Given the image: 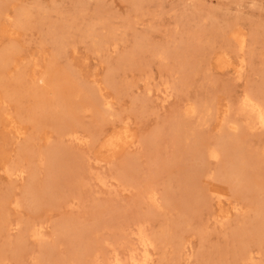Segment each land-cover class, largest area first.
Segmentation results:
<instances>
[{"label":"rangeland","instance_id":"1","mask_svg":"<svg viewBox=\"0 0 264 264\" xmlns=\"http://www.w3.org/2000/svg\"><path fill=\"white\" fill-rule=\"evenodd\" d=\"M1 3L0 264H131L141 227L151 264H264V129L241 112L264 106V0ZM125 123L136 142L110 158Z\"/></svg>","mask_w":264,"mask_h":264},{"label":"bare ground","instance_id":"2","mask_svg":"<svg viewBox=\"0 0 264 264\" xmlns=\"http://www.w3.org/2000/svg\"><path fill=\"white\" fill-rule=\"evenodd\" d=\"M2 6V3L0 4V7ZM22 23V21H21ZM18 25L20 24V20L17 23ZM11 26V25H10ZM5 31L9 34V35H14L16 33V31H14L13 29L11 30H6ZM233 37H235L237 39V42L239 43V45L241 46V48L244 46L245 43V38L241 33H234ZM106 41L102 40L101 44H99L100 46H98V48H102L105 45H107L105 43ZM177 49H181V50H185L184 47L182 46H178ZM9 54L5 53L4 56L2 58H0V65L4 64L9 65V63H12V61L9 59ZM10 60V61H9ZM123 61H126V59L124 58ZM13 64V63H12ZM218 65L221 67H228L229 65H231L229 62H227L225 59L219 58L218 59ZM244 68L243 65L239 66V71H242ZM40 81H44V78H41ZM45 81H47V77L45 79ZM94 83L97 84L98 89L97 91H92L90 92V98L91 101L97 105V106H102V107H112V101L110 99V97L106 96L102 90V82L100 81V79H96L94 80ZM167 97V96H166ZM89 100V97L87 98ZM90 101V100H89ZM1 98H0V108H1ZM45 106H48L47 103H45ZM242 108H241V112L244 113L247 116V119L250 121V123L254 124L255 126H259L260 128L264 129V106L258 101V99L252 95V94H247L243 101H242ZM188 113H196V109L195 108H190L189 111L187 110ZM63 124V123H61ZM7 127L9 128V130H11L12 132H14L16 134V137L18 139H22L23 137L26 136V129L24 127L21 126H17L16 122L14 121V119L10 116L7 122ZM124 133H127V136H129L128 139H123L122 134L120 132H113L109 135H107L106 140L103 142V144L101 145V148L104 149L105 152H107L106 154H109L110 158H114L122 149V145L125 143L129 146H132L133 144H135L136 140H135V135L133 133H131L130 128L128 126V123L124 124ZM130 133V134H128ZM70 135V134H69ZM72 136H75L74 134ZM44 141H49L51 139V135L49 134H45L43 136ZM79 139V138H76ZM124 140H127L125 142H123ZM145 143H147L148 141H145ZM230 145H227L226 147L224 145H218L213 147L212 149H210L208 151V158L211 159H219L222 157L223 153L228 150V147ZM234 151L236 153L240 152V149L236 146L231 147V151ZM53 160H55L54 158H52ZM2 164L5 166V164L2 162ZM246 162L244 159L240 158L239 160H235L231 166V171L233 174L237 175L239 178L244 177L246 174ZM6 168V167H5ZM23 175V171H21L19 173V177H22ZM213 193H216L219 197H223L224 195L221 194L220 192H218L215 189H212ZM150 198L152 199V201L156 200V194L155 193H149ZM221 195V196H220ZM28 197H29V201L32 204L37 203V201H39L38 199L41 198V196H36L35 192L29 190L28 191ZM220 204L221 201L219 200ZM264 208V206L262 207ZM228 214L226 215V213L223 215V217H227ZM31 229L30 231L33 232L34 234L40 236L41 238L43 236V230L44 227L40 226L38 227L39 229H37L36 225H30ZM43 232V233H42ZM138 241H137V245L131 249V256H130V263L131 264H151V262L153 261V254H152V250H154V246H155V242L156 239L154 237H149L144 229L141 227L138 234ZM51 251L49 250V255H50ZM138 255H140L141 258H138ZM110 264H123L118 256V254H115L112 261L110 262Z\"/></svg>","mask_w":264,"mask_h":264}]
</instances>
